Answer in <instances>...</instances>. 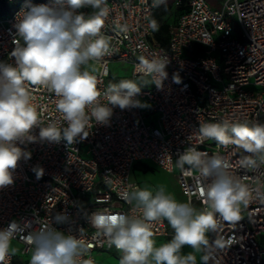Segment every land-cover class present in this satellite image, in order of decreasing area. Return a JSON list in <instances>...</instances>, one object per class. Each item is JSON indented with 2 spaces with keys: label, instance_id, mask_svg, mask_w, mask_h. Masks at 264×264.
Returning a JSON list of instances; mask_svg holds the SVG:
<instances>
[{
  "label": "built area",
  "instance_id": "2783aa9c",
  "mask_svg": "<svg viewBox=\"0 0 264 264\" xmlns=\"http://www.w3.org/2000/svg\"><path fill=\"white\" fill-rule=\"evenodd\" d=\"M159 1L106 0L108 14L101 32L109 39V53L89 60L84 68L96 77L98 101L107 106L104 92L111 64L128 65L131 80L142 86L134 99L147 107L111 106L112 115L104 124L86 110V138L77 137L72 144L63 138L50 142L39 138V127L55 124L61 133L67 127L56 108L58 97L26 83L41 123L31 130L34 142H17L31 159H21L12 171L13 184L0 188V229L12 221L27 225L12 239L15 248L10 245L3 264H30L33 246L28 234L51 227L83 242L79 264H98L103 254L120 259L123 253L109 245V238L90 219L94 212L142 218L136 203L125 198L133 186L139 188L132 181L138 163L151 162L174 174L187 203L197 206V212L211 210L198 188L206 189L214 177L177 164L189 149L202 159L219 158L224 171L248 189L247 203L240 204L241 219L220 221L217 232L208 233V264H264V152L249 153L200 133L204 124L226 125L229 137L235 123L264 124V0H223L220 8L206 0H175L172 12L179 14L170 23L167 47L152 26ZM39 5L69 7L68 0H0V64L16 66L10 55L16 47L13 41L19 39L15 26L25 11ZM78 11L86 18L93 13L90 7ZM152 61L166 64L160 87L152 83H159L160 76L147 73L143 65ZM245 158L255 160V166H246ZM34 169H43L39 179ZM57 213L67 219L57 223ZM150 230L153 239L174 235L164 219L150 222Z\"/></svg>",
  "mask_w": 264,
  "mask_h": 264
},
{
  "label": "clouds",
  "instance_id": "9594fccd",
  "mask_svg": "<svg viewBox=\"0 0 264 264\" xmlns=\"http://www.w3.org/2000/svg\"><path fill=\"white\" fill-rule=\"evenodd\" d=\"M68 5V8L60 9L31 6L25 11L15 26L19 39L13 41L16 47L10 54L15 58L16 66L0 64V188L13 184L12 171L21 159H31V153L19 147L17 142H34L36 138L31 135V130L41 123L26 83L43 87L58 97L56 108L67 127L62 133L55 124L39 127V138L50 142L63 138L72 144L77 137L86 138L89 134L86 110L91 111L96 123L104 124L112 115L111 106L120 109L147 107L134 99L141 86L133 80L110 84L104 92L108 105L99 103L101 93L97 89V79L88 71H82V66L109 53V39L101 32L108 14L106 0H68ZM87 7L93 9V13L86 18L78 10ZM152 26L155 27V22ZM143 65L147 73L160 76L159 83L152 82L160 87L167 76L166 64L152 61L143 62ZM174 79L179 82L178 78ZM227 132V126L219 123L200 127L205 138L221 144L235 143L249 153L264 152V124L249 127L247 123H235L231 126V137ZM255 163L251 158L244 160L249 167ZM177 164L181 168L188 164L199 169L202 175L214 177L206 189L198 188L201 196H206L211 210L197 212L190 203L177 202L163 188L154 195L148 189L133 186L125 198L129 203L136 202L142 218L94 212L90 219L92 226L109 238V245L123 253L119 264H151V261L154 264H196L194 252L201 250L205 252L201 258L203 264H208L211 259L207 252L210 247L208 233H216L220 221L232 223L241 219L240 204L247 203V186L228 175L219 158L202 159L199 152L189 149L178 157ZM34 171L38 179L43 175V169ZM66 219L64 213L54 217L57 223ZM161 219L167 220L174 235L156 247L150 222ZM26 227L12 221L0 229V264L9 256L12 239ZM27 242L33 246L30 264H79L78 258L85 250L80 239L66 236L52 227L30 232ZM185 246L194 252L182 254ZM84 264L92 262L85 261Z\"/></svg>",
  "mask_w": 264,
  "mask_h": 264
},
{
  "label": "rangeland",
  "instance_id": "374dc122",
  "mask_svg": "<svg viewBox=\"0 0 264 264\" xmlns=\"http://www.w3.org/2000/svg\"><path fill=\"white\" fill-rule=\"evenodd\" d=\"M174 2L175 0H161L160 16L162 18V21L165 23L171 22L175 16H173V12L171 11L163 15L162 12L164 9V5H172ZM206 2L212 8H220L223 0H206ZM236 31L237 32L240 31L238 24H236ZM93 68H94L93 66L91 65L89 66L90 70H92ZM110 69H111V76L108 80L109 84H115L121 80H131V68L128 65L112 63ZM138 85L140 86V81H138ZM142 104H145V101H142ZM143 165L149 167L148 170H145ZM132 181L136 182L139 185L140 189H148L154 195L160 188H163L166 194H171L177 202L187 203L185 196L183 195V193L181 192L178 186L175 175L156 167L151 162H143L136 164L135 170L132 175ZM134 203L136 202L134 201ZM195 209L197 210L198 207L195 206ZM167 241L169 240L168 239L155 240V246L159 247L161 244L166 243ZM11 247L15 248V245L11 244ZM189 252H194V250L193 249L189 250L185 248L182 254H187ZM16 253L20 257H26L22 255L21 251L19 250L18 251L16 250ZM194 255L196 256V264L200 263L202 260L201 258L203 257L202 251H195ZM149 259L151 261V258ZM119 261H120L119 258L109 256L108 254H103L102 256L97 257L98 264H119ZM151 264H154V261H151Z\"/></svg>",
  "mask_w": 264,
  "mask_h": 264
},
{
  "label": "trees",
  "instance_id": "16d2710c",
  "mask_svg": "<svg viewBox=\"0 0 264 264\" xmlns=\"http://www.w3.org/2000/svg\"><path fill=\"white\" fill-rule=\"evenodd\" d=\"M172 6H173V4L172 5H164V9H163L162 14L165 15V14L169 13L170 11L172 12ZM160 7H161V0L158 3V6H157V9L155 12V16H154L155 36H156L157 40L162 44V46L167 47V45H168V30H169L170 23L176 19L179 12L173 13V16H175L173 18V20L171 22L165 23L162 21V18L160 16V14H161ZM86 66H87V64L82 66V71H84V68ZM143 167L145 168V170H148V168H149L146 165H143Z\"/></svg>",
  "mask_w": 264,
  "mask_h": 264
},
{
  "label": "crops",
  "instance_id": "0c3cea01",
  "mask_svg": "<svg viewBox=\"0 0 264 264\" xmlns=\"http://www.w3.org/2000/svg\"><path fill=\"white\" fill-rule=\"evenodd\" d=\"M134 170H135V168H134ZM133 172H134V171H133ZM155 240H158V239H154V241H155ZM162 240H165V239H162ZM168 240H170V239H168ZM185 248H187V249H189V250H192L190 247L185 246V247L182 249V252H184ZM202 256H204L203 253H202ZM202 263H203V261L201 260V262L198 263V264H202Z\"/></svg>",
  "mask_w": 264,
  "mask_h": 264
}]
</instances>
